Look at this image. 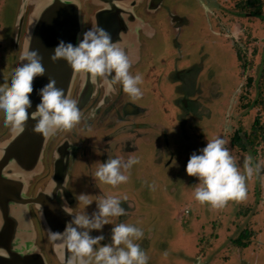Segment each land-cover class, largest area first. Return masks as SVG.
I'll list each match as a JSON object with an SVG mask.
<instances>
[{"label":"flooded vegetation","instance_id":"obj_1","mask_svg":"<svg viewBox=\"0 0 264 264\" xmlns=\"http://www.w3.org/2000/svg\"><path fill=\"white\" fill-rule=\"evenodd\" d=\"M111 1L114 2L115 7L121 9L119 11V13L121 14H124L125 13L124 10L128 7V5L130 3H133V9L137 17H140L144 22H146V25H143L141 27L134 26L136 27L135 29L137 30L136 37H138L137 39L138 42H135L133 37L131 40L127 42L115 41L116 44H118L124 50L125 54L129 58L130 61L129 72L131 74H135L139 72L142 75V82L139 85L142 91V96L136 100L130 99L128 95L121 90V86L119 83L115 84L113 90L109 92L107 95H105V85L103 83V80L99 77H96L94 83L91 84V88L93 92L91 99L82 108L79 109L81 113V120L77 124H75L71 129L58 130L54 136H49L48 139L46 140L44 149L42 151L43 171L41 172V174L32 177L31 183L27 189V195H29L30 197L34 196L38 189L43 188V186L48 181L53 171L54 159L56 156L61 155L59 153H56V151L61 149L64 150L68 148V174H69V178H71V183L74 184L77 190H78V184H80V183H76V181H78L77 180L78 177L80 175L85 174V172L89 171L88 176L83 175L85 178L84 179L85 186L78 190L80 191V193L83 192L89 194L93 198L101 196L105 193L115 194V195L121 194V195L129 196L130 199L137 200L140 207L145 206L146 204L144 200H146L147 198L143 197L142 198L143 201L139 200L138 196H136L138 195L135 192L137 191L136 189L133 190L131 186H129L126 189H124L125 190L124 191L123 188L125 186H128L127 182L129 180H132L134 177L138 179L136 181L143 180L144 183L150 179V175H153V177L157 179L156 176L158 175H156L155 173L156 171L154 170L155 169L154 166L156 165L158 166L160 164L166 166L168 164L167 162L170 160L167 158V156H170L172 154L168 153V149L163 147V144L165 143H163L159 139V137H156V140L154 141L151 147L152 150L151 148H149L150 146H148V143H146L149 139L146 140L142 139L143 143L140 144V149L138 148V151H136V153H135V149H133L132 152V156H138L139 161L136 166H132L126 172V175L128 176V180L124 183H121L124 186H121V184H119V186L113 188L112 186L107 187L108 185L101 184L98 181L95 182L91 174L94 172V170L96 169V167L99 165L100 162L101 163L104 162V160L107 158V155L120 156L122 158H126L127 157L126 153L127 152L129 153V151H125V148L121 146V140H116L113 136L106 133L108 127L112 126V128H116V130H112V132L127 131L128 132L127 134L130 133V136L133 135L134 132H136L137 134L144 133V135L149 133L154 134L156 131L155 129H158L157 132L163 134V123L161 122V120L160 122H158L159 120L157 121L155 119V114L157 113V111L155 107L154 109L152 108V104L154 103L156 104L158 101L162 99V97L164 98L163 100L164 106L159 111V113L162 114L163 119L167 117L168 119L166 120L171 123L173 121H177L178 125L180 126L181 123L180 121L185 116L188 115L191 118L194 117V114L192 113L193 108L192 109L189 108L188 100L191 99L192 101H199V98L194 97L196 96L195 93L188 92L190 94L189 95L186 91L191 86L193 87V91H195L196 90L195 87L196 85H198L199 82V79H196L195 81L192 82L189 81L190 79L189 76H192L190 75L192 72L190 74L187 73L188 72L187 69L191 68L192 66L187 67L186 66L187 63H184L183 60H181L180 63H177L176 61L179 59L178 56H175L174 60H172L171 57L167 55H165L166 58H161L158 56L156 60L153 58L152 53L153 51L156 52L157 49L154 48L153 50V47L151 46L154 44L153 40L156 37H161L162 41L166 44V47L168 46V43H170L172 46H175L176 44L174 43L173 40L178 39V41L180 42L181 37H184L183 33L186 27L195 19L193 16V11L191 12V11L178 9L184 4V0H115V1L111 0ZM105 3L108 4V1L80 0V11L85 21L84 30L90 27L91 24H93L92 16L95 15V13L98 12L100 9L107 7V4L105 5ZM209 3L212 5V10L210 12H212L214 16V19L211 23L212 32L219 36L222 35L223 37L222 39H225L226 41L228 39V37L226 36L230 35L232 36L231 39H234L237 47L239 46V44L241 45L240 50H238L237 48V52L235 53V60L231 65V68L233 70L232 74L235 78L233 82L232 92L233 90L234 91L238 90V92L241 93H238L237 98H235L236 94L232 95L230 99L233 101V97H234L235 103H236V99L238 101V98L244 99L245 103L243 104L242 107H245V110L247 109L250 110V108L254 107V104L255 105L264 104V80H261V76H260L261 74L260 75L258 74V76L254 81L252 75L248 73L250 72L249 67L254 65V63L256 62L255 53H254L255 50L250 49V51L248 50L247 52L245 51L247 50L246 47L244 48V46H242L241 44L242 39L248 38V40L252 41L251 44L253 46L257 45L258 47L260 43L262 45L263 37L259 36L261 34V31L256 27L255 22L252 23L250 20L251 18L256 17L262 20L264 23V17H263L264 0H236V2H234V6L237 9V11H235V15H232V13H228L229 10H227L228 8L225 7L226 4L224 3V0L223 3L222 0H210ZM2 4H3V0H0V7H2ZM14 4H15V9H13ZM14 4L12 7L13 19L10 27L9 26L7 27V21L0 23V76H1L0 82H2V77H6L7 67H9L10 70H12L16 66V63H19L17 61V57L19 56V53L23 50L24 40L29 30V25H28L29 14L31 13V11L35 6V0H15ZM174 4L175 6H173ZM258 4H260V7L259 9H256ZM252 6L256 8L252 9ZM46 9L51 10V8H46ZM198 23H199L198 30L200 27L201 30L202 29L207 30V28L203 25L202 22H198ZM242 25H243L242 30L239 29L240 27L239 28L237 27V26L242 27ZM216 29L220 31H215ZM7 31H8V36H7ZM250 32L253 33L251 34L252 36H250ZM231 42H233V40ZM149 48L152 49V51H149ZM181 49L184 50V46H182ZM137 50H139V55L138 54L136 55ZM263 54L264 53L261 52L260 57ZM168 59L170 63H167L168 61L166 60ZM263 67L264 64L261 66L260 71H263ZM183 72H185L186 74L183 75ZM213 75L210 76L211 79L210 81H214L216 85L218 80L216 74L214 76ZM163 77L164 80L162 79ZM147 78L148 81L146 80ZM167 78L168 79L170 78V81H168ZM242 78L245 79L243 83L241 80ZM202 82H203V86L209 84V81L207 79L206 80L204 79ZM168 83L172 85L173 88L172 92L170 90H167V88L169 87ZM183 85H185L186 88H184ZM221 85L228 86L230 91L231 84H226L225 82L219 84L218 87ZM79 86H80V79L78 78V76H75L72 83L70 98L75 100L76 102H77L76 98H77ZM250 86L254 88V90H256V94H255L256 97L253 98L252 101L250 99L248 100L247 92H243V88L247 89ZM87 89H90L89 86ZM181 89H183V92L180 91ZM163 90L165 92V95H163L162 93ZM261 92L263 93L262 94L263 96H261ZM216 93H218V95H216L215 98H212L210 100V103L216 102L218 103L219 107L222 109V106L225 103V101H222L223 97L224 99H226L228 95L231 96V94H228L229 92L228 93L226 92L227 94L223 93L224 96L222 97L220 91H216ZM149 95H151L150 99H149ZM178 96H180V98L177 102ZM192 96L193 98H190ZM146 101L149 104H147ZM200 106L201 105H199V107ZM200 109L202 108L200 107ZM230 111H232V108L230 109ZM220 114L221 112L218 115ZM209 116H212V114H210ZM259 116H261V113ZM253 119L254 120L252 125H257L258 127H255V129L258 130V128L261 126L262 117L258 118L257 115ZM2 120L3 118L2 116H0V142L2 141L5 142V140H7V138L11 135V128L3 126ZM102 125L107 126L105 132L101 131ZM242 130L240 131L235 130L233 133V137H235L233 139V143L236 146H238L241 150H247L246 145L252 148H255V146L258 147L257 138H261V139L263 138L262 140H264V127H262L261 129L259 128V131L254 130L251 132L246 131L244 127V133H243L244 135L241 136L240 133L242 132ZM258 134L259 136H257ZM84 135H89V136L87 137L85 136V139L83 140ZM91 135L93 136L94 139L91 137ZM251 137H254V139H252ZM241 138H243L244 141L247 140L246 144L241 143ZM91 141L93 143H95L96 141L103 142L102 145L103 149L101 150L102 151L104 150V152L102 154L96 153L98 147L92 146L93 143L92 144L89 143ZM146 147H148V150ZM159 148L161 149L159 150ZM158 150L160 153L157 152ZM171 159H173V155L171 156ZM169 163H171V161H169ZM79 164H82L81 168H78ZM261 173L263 174V176L261 177L260 185L257 188L259 194H263L261 191L262 189H264V182H263L264 171L262 170ZM118 188H120V190ZM152 192L153 191L151 189V193ZM263 198L264 195L260 199ZM74 204L78 207V211L74 213L81 212L82 209L79 206L76 199ZM129 204H131V200L129 199H126L125 201H120L121 207H124L126 210H128ZM255 205L257 207L254 208L255 210L254 215L251 216L252 218H250L249 222L251 220H254L255 217H257L258 215L261 214V212L264 211V205L263 203H260L259 200L255 203ZM29 209L37 232L36 242L38 246L41 248L47 260V263L60 264L57 261L56 256L52 253L53 242H50L48 240L47 235L42 228L41 222L38 219V211L36 210V208H34L33 204L29 206ZM90 209H92L91 211L95 209L94 201L92 204L86 206L85 208V211L89 215L91 214L89 213ZM158 212L160 213L158 214ZM158 212L157 215L161 216L163 215L162 213H165V210L158 209ZM187 212L188 209L185 208L183 210V208H180L179 210H176L175 215L177 214L184 215ZM126 214L120 217L110 218L111 222L115 224V223L123 222L124 220V223L125 222L127 223V219H124ZM139 214H140L139 217H141L142 212L138 211L136 213V215ZM175 218L177 219V217ZM138 220L141 219L138 218L134 219L133 217L130 219V222H132L133 225L140 227ZM215 223L216 221L213 220L212 227L215 225ZM157 224L160 227L159 222H155L154 226L153 225L147 226V229H150L151 226L153 228V231L148 230L147 231L148 235H145L147 236L149 241L154 240L156 242L157 238L161 239L158 237V236L162 237L161 232L164 231L168 232V227L170 228L169 222H166L165 224L164 221L163 222L164 227L160 231H157L156 230ZM110 228H111V224H105L102 226L100 232L104 234L105 239L100 241L101 244L108 241ZM244 231L245 230L243 229L241 231V234L236 238L230 237L229 240L226 242L225 246L222 247H218L217 244L214 243L213 245L211 244L212 236H213L212 234L208 236L206 235V241H205V235L203 237V234L205 232L202 231L203 234H201L200 236V231H197L198 232L197 234H199V239L201 240L196 241L195 246H193L194 247L193 251L192 253H190L192 256L195 255L194 263L191 264H234L235 259L239 261V259H242V257L244 256L240 248L243 247L245 249L246 247L250 246L252 243L250 238L248 239L245 238L244 240H240V237L244 233ZM97 234H98L97 230L90 231V235H97ZM38 239H40L41 243L38 242ZM140 241H135V242L139 244ZM234 241L235 242L240 241V244L236 245ZM144 242H148V241L144 240ZM157 243L158 245H160V241H158ZM257 243L258 241L256 242V244ZM231 245L238 247L240 252L233 253L228 251L227 250L229 249L228 246ZM167 246L168 245L159 247V251L160 252L163 251V253L166 255ZM182 247L184 248L185 246ZM206 252H207V256H205L204 254ZM186 253L188 254V252ZM178 262L179 264H187L185 259L184 260L180 259L178 260Z\"/></svg>","mask_w":264,"mask_h":264},{"label":"rangeland","instance_id":"obj_2","mask_svg":"<svg viewBox=\"0 0 264 264\" xmlns=\"http://www.w3.org/2000/svg\"><path fill=\"white\" fill-rule=\"evenodd\" d=\"M14 1L15 0H3L2 7H0V23L7 21V27H10L13 19L12 7ZM209 2L210 0H205V3L209 8V12L205 13L200 6V0H184V4L178 9L191 12L193 11V16L195 18L186 27L183 33L184 37H181L180 42L178 41V39H172L176 44L175 46H172L170 43H168V46L166 47V44L162 41L161 37H156L153 40L154 44L151 45L153 47V50L154 48L157 49L156 52L153 51L152 53L154 59L157 60L158 56L161 58H166L165 55H167L171 57L172 60H174V57L178 56L179 59L176 61L177 63H180L181 60H183L184 63H187V67L192 66L191 68L187 69V73L190 74L192 72L190 74L192 76H189V81L192 82L196 79H199V82L195 87V91H193L192 86L186 91L187 93H195L196 96L194 97H198L199 101H192L191 99L188 100L189 108H193L192 113L194 114V117L191 118L188 115L185 116L180 121L181 123L179 126L177 121H173L172 123L168 122L166 120L168 118L165 117L163 119L162 114L159 113V111L164 106V98L162 97V99L156 104H152V108L154 109L155 107L157 111V113L155 114V119L157 121L159 120L158 122H160L161 120V122L163 123V134L157 132L158 129H155L156 131L154 134L149 133L144 135V133H140V136L143 135L145 136L144 138L149 139L147 141V143L149 142V148L152 147L154 141L156 140V137H159V139L163 143H165L163 144V147L168 149V153H171L173 155V159H171L172 155L167 156V158L170 159L169 161H171V163H169L168 161V164L166 166H163L162 164L154 166V170L156 171L155 173L156 175H158H155L157 179H155L153 175H150V179L144 183L143 180L136 181L138 179L134 177L132 180H129L127 182L128 186H125L123 188L124 190L127 187L131 186L133 190H137L135 192L138 194L136 196H138L139 200L143 201V197L147 198L146 200H144L146 205L140 207L137 200L130 199L129 196L123 195L127 199L131 200V204H129V208L126 211L127 214L124 219H127V223L131 224L132 222H130V219L132 217H134V219H141L138 220V222L144 235L140 239L141 241H138H140V247L148 256L149 260H147V264H179L178 260L180 259H185L187 264L194 263L195 255L192 256L190 253H192L194 248L193 246H195L196 241L201 240L199 239V234H197V231H200V236L201 234H203L202 231L205 232L203 234V237L205 235V241L206 235L208 236L212 234L213 236L211 235V244L213 245L214 243L217 244L218 247H222L225 246L230 237H238L243 229L245 231L241 235L240 240L250 238L252 243L245 249L243 247L240 248L244 256L242 257V259H239V261L235 259L234 264H264V211L261 212L260 215L255 217L254 220H251L249 222L250 218H252L251 216L254 215V208L257 207V204L255 205V203L259 200L260 203H263L264 205V198L260 199L264 195V189H262L261 191L263 194H259L257 190L258 186L260 185L261 177L263 176L261 171H264V140H262L263 138H257L258 147L255 146V148H252L246 145L247 150H241L233 143V139L235 138L233 137V133L235 130L240 131L243 129L240 133V135L243 136L244 127L246 131L250 132L254 130L259 131V128L261 129L262 127H264V104H254V107L250 108V110H245V107H242L245 103L244 99L238 98V101L236 99V103L234 102V99L237 98L238 93L241 92H238V90H233L232 92L233 82L235 78L232 74L233 70L231 68V65L235 60V53L237 52V48L238 50H240L241 45L239 44V46L237 47L234 39H231L232 36L230 35L226 36L228 37L226 41L225 39H222V35L219 36L212 32L211 23L214 19V16L212 12H210L212 10V5ZM234 2H236V0H224V3L226 4L225 7L228 8L227 10H229L228 13H232V15H235V11H237L236 7L234 6ZM253 8L254 7H252V9ZM13 9H15V4ZM250 21L252 23L255 22L256 27L261 31V34L259 36L263 37L262 45L260 43L258 47L257 45L253 46L251 44L252 41L248 40V38L242 39L241 44L242 46H244V48L246 47L247 50L245 51L247 52L248 50L250 51V49L255 50L254 53L256 62L254 63V65L249 67L250 72L248 73L252 75L254 81L258 74H261V80H264V67L263 71H260L261 66L264 64V54L260 57V53H264V23L262 20L256 17L251 18ZM198 22H202L207 30H201V27L198 30ZM237 27H240L239 29L242 30L243 25L242 27ZM215 31L220 30L216 29ZM251 34L253 33L250 32V36H252ZM232 40L233 42H231ZM182 46H184V50L181 49ZM149 51H152V49L149 48ZM166 61H168L167 63H170L169 59ZM9 71L10 68L7 67L6 76ZM185 74L186 73L183 72V75ZM213 74H216L218 80L216 85L214 81H210V76ZM162 79L164 80V77ZM202 79H207L209 81V84L203 86ZM146 80L148 81V78ZM167 80L170 81V78H167ZM241 80L243 83L245 79L242 78ZM225 82L226 84H231L230 91L228 86L221 85L218 87L219 84ZM170 83H168L169 87L167 88V90H170L172 92L173 88ZM183 87L186 88L185 85H183ZM180 91L183 92V89H181ZM216 91H220L222 97L224 96L223 93L227 94L229 92L228 94H231V96L228 95L226 99H224L223 97L222 101H225V103L223 104L222 109L219 107L218 103H210V100L218 95ZM243 92H247L248 100L250 99L252 101L253 98L256 97V90H254V88H252L251 86L247 89L243 88ZM162 93L163 95H165L164 90ZM234 94H236V97H233L232 101L230 98ZM262 94L263 93L261 92V96H263ZM150 96L151 95H149V99ZM179 98L180 96H178L177 102ZM190 98H193V96ZM146 103L149 104L147 101ZM199 105H201L200 107L202 109H200ZM230 107L232 108V111H230ZM220 112L221 114L218 115ZM260 113L261 116H259ZM210 114H212V116H209ZM257 115L258 118L262 117L261 126L258 128V130L255 129V127H258L257 125H252L254 120L253 118H255ZM171 127L172 130L169 131L168 128L171 129ZM117 134V131L109 133V135L113 136L116 140H121V144L123 143V140L130 138V133L127 135V137L122 138L116 136ZM214 135H223L228 140L226 147L229 148L231 154L236 158L238 170L242 173V163L245 157H251L253 162L259 161L261 164H263L261 165L262 168H260V173L254 172L251 177L245 178V185L247 190L246 197L241 200H228L221 208H211L206 203L201 204L194 200L192 191L197 181L195 177L187 175L184 170L186 161L190 153H192L193 151H197L199 148L203 147V145L206 143V138H212V136ZM85 136L87 137L89 135H84L83 140L85 139ZM131 136H133V138L137 137V133L134 132V134ZM257 136H259V134ZM91 137L93 138L92 135ZM251 138L254 139V137ZM246 142L247 140L244 141V139L241 138L242 144H246ZM89 143L92 144L93 142L91 141ZM102 145V142L96 141L92 146L98 147V151L96 152H102ZM138 146L140 149V145ZM146 148L148 150V147ZM160 149L161 148H159V150ZM159 150L157 152H159ZM136 165L137 163L133 166ZM81 167L82 164H79L78 168ZM83 175L85 176V174ZM83 175H80L77 179L78 181H76V183H80L78 184V190L85 186V178ZM149 184L152 185L151 188H149ZM121 186L124 185L121 184ZM107 187H109V185ZM69 189L74 196L80 193V191H78L72 183H70ZM118 189L120 190V188ZM151 189L153 191L152 193ZM180 208H183V210L186 208L188 209V212L184 215H175L176 210H179ZM158 209H164L165 213H162L163 215L161 216L157 215ZM91 210L92 209H90L89 213L92 212ZM138 211L142 212L141 217H139L141 213L139 215H136ZM159 213L160 212H158V214ZM175 217H177V219ZM213 220H215L216 223L212 227ZM164 221L165 224L166 222H169L170 228L168 227V232H161L162 237L158 236L161 239H158L156 237V242L154 240L149 241L147 236L145 235H148V230L153 231V228L152 226H149L150 229H147V226H154L155 222H159L161 228L157 224L156 230L160 231L164 227ZM143 239L147 240L148 242H144ZM158 241H160V245H158ZM257 241L258 243L256 244ZM38 242H40V239H38ZM234 243L238 245L240 244V241H234ZM165 245H168L166 249V255L163 253V251H159V247H163ZM182 246L185 247L183 248ZM228 247L229 249L227 250L230 252H240L239 248L236 246L231 245ZM186 252H188V254ZM204 254L205 256H207V252Z\"/></svg>","mask_w":264,"mask_h":264},{"label":"clouds","instance_id":"obj_3","mask_svg":"<svg viewBox=\"0 0 264 264\" xmlns=\"http://www.w3.org/2000/svg\"><path fill=\"white\" fill-rule=\"evenodd\" d=\"M200 6L205 13L209 12L205 0H200ZM79 36L75 45L58 41L49 59L53 62L63 59L72 70L101 78L105 95L119 83L130 99L142 96L139 87L142 75L129 72L128 56L106 30L93 23ZM40 59L36 50L27 47L19 53V63L6 77H2L0 116L3 126L13 130L22 129L26 119L31 118L35 121L32 131L54 136L58 130H68L77 124L81 113L76 101L56 87L51 78L35 90L39 100L34 110L26 111L32 107L29 98L33 92L32 81L44 74ZM168 130L171 131L172 127ZM227 143L223 135L206 138L203 147L190 153L184 168L185 173L197 181L192 191L194 200L211 208H221L228 200L243 199L246 195L245 178L251 177L254 172L259 173L261 168L259 161L253 162L251 157H245L243 173L239 171L237 160L226 147ZM138 161V156L122 158L107 155L91 176L95 182L115 187L128 180L126 172ZM148 186L152 187L151 184ZM47 195L51 196V193ZM75 199L82 211L73 213L69 207L63 206L62 210L70 219L65 221L62 230H48V240L59 242L67 252L66 256L60 257L61 264H147L145 251L135 242L143 237L142 229L131 223L113 224L110 219L126 214V209L120 205V201L127 199L125 196L105 193L93 198L82 192L76 194ZM93 201L95 209L89 215L85 208ZM105 224H111V228L108 241L101 244L105 237L100 230ZM91 230H97L98 234L90 235Z\"/></svg>","mask_w":264,"mask_h":264},{"label":"water","instance_id":"obj_4","mask_svg":"<svg viewBox=\"0 0 264 264\" xmlns=\"http://www.w3.org/2000/svg\"><path fill=\"white\" fill-rule=\"evenodd\" d=\"M106 1L107 7L92 16V23L106 30L114 42H127L132 37L138 42L134 26L141 27L146 25V22L137 17L133 3L121 14V9L115 7L114 2ZM28 25L23 49L29 47V50L37 51L44 74L32 81L33 92L29 97L32 107L26 111L34 110L39 100L35 90L47 83L48 78L53 79L55 86L70 97L75 76L80 79L76 105L78 109L82 108L92 97L91 84L96 77L72 70L63 59L54 62L49 59L58 41L63 40L75 45L80 38L79 34L84 31L85 21L80 11V0H35ZM137 54L139 55V50L136 51ZM88 86L90 89H87ZM34 123L33 119H26L22 129H11L7 140L0 142V264H48L36 242L37 232L29 209L31 204L38 211V219L47 236L48 230L60 231L65 221L70 219L62 210L63 206L69 207L73 213L78 211L74 204V195L69 189L71 178L68 174V148L56 151L61 155L55 157L53 171L43 188L38 189L32 197L27 195L32 177L43 171L42 151L49 137L32 131ZM106 129L107 126L102 125L101 131L105 132ZM112 130L116 128L110 126L106 133H112ZM127 133L120 131L116 136L127 137ZM144 137L138 133L137 137L130 136L123 140L121 146L125 151H129L126 153L127 157L132 156L133 149L135 153L138 151V145L143 143L142 139L146 140ZM103 152L104 150L96 153ZM88 173L89 171L85 172V176H88ZM48 193H51V196L47 195ZM52 253L60 264V257L67 255L59 242H53Z\"/></svg>","mask_w":264,"mask_h":264},{"label":"trees","instance_id":"obj_5","mask_svg":"<svg viewBox=\"0 0 264 264\" xmlns=\"http://www.w3.org/2000/svg\"><path fill=\"white\" fill-rule=\"evenodd\" d=\"M252 7H254V6H252ZM259 7H260V4L257 5V8L256 7H254V8L259 9Z\"/></svg>","mask_w":264,"mask_h":264}]
</instances>
